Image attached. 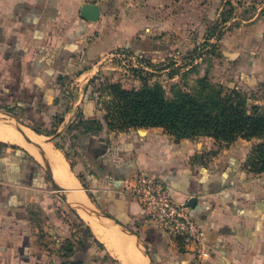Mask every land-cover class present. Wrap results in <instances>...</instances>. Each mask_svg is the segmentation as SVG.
Returning <instances> with one entry per match:
<instances>
[{"label": "crops", "instance_id": "crops-1", "mask_svg": "<svg viewBox=\"0 0 264 264\" xmlns=\"http://www.w3.org/2000/svg\"><path fill=\"white\" fill-rule=\"evenodd\" d=\"M89 3L100 7L95 20L82 15ZM219 16L222 77L264 108V0H0V108L63 154L83 201L136 230L153 264H264V172L247 165L259 139L219 144L210 136L176 140L162 127L115 130L104 118L103 89L87 88L116 53L155 56L173 44L177 56ZM49 157L54 180L74 193ZM40 161L0 139V264H134V242L96 221L127 241L118 243L122 254L110 246ZM140 172L160 177L186 205L204 231L206 260L142 214L131 191Z\"/></svg>", "mask_w": 264, "mask_h": 264}, {"label": "trees", "instance_id": "trees-1", "mask_svg": "<svg viewBox=\"0 0 264 264\" xmlns=\"http://www.w3.org/2000/svg\"><path fill=\"white\" fill-rule=\"evenodd\" d=\"M109 87L111 98L105 105L104 118L113 129L162 127L176 140L210 136L219 144H230L238 138H263L252 148L247 165L255 172H264L262 105L253 106L255 111L249 112L245 106L247 100L236 102L235 96L240 94H227L221 87L218 96L207 95V98L202 90L199 96L190 89H179L171 100L161 86L145 84L141 89L131 90L113 83ZM82 230L90 232L88 225H83ZM177 245L185 249L182 242Z\"/></svg>", "mask_w": 264, "mask_h": 264}, {"label": "rangeland", "instance_id": "rangeland-1", "mask_svg": "<svg viewBox=\"0 0 264 264\" xmlns=\"http://www.w3.org/2000/svg\"><path fill=\"white\" fill-rule=\"evenodd\" d=\"M231 10V7L227 8V11L225 13L231 16V14H229L231 13ZM232 13H238L237 6L233 7ZM219 20L220 22H218ZM219 20L214 25L212 24L211 28L205 30V36L203 37V40L200 39L198 43L189 45L188 47L183 46L182 50L178 53L177 56H174L176 50L172 53L173 49L171 50V46L173 44H167V46L169 47V51H167L166 54L157 53L159 55L155 56L153 54V51L152 53H131L124 51V55L116 53L113 57H111V60H108L106 64L104 63L106 67L102 71H100L93 80L91 79V81H89L90 85L87 88L88 92L92 91L90 93L99 94V92H101V89H103L104 96L102 97V105L103 108H105L106 103L111 98V96L109 97V86L113 83L118 84L125 89L131 90L141 89L145 84L150 86H161L164 88L165 96L169 100L175 97L174 92L179 89H190L193 94L195 93L199 96L203 93L204 98H207V95L218 96L217 93L219 87H221L227 94H234L235 96V93H239L240 97L235 96L234 101L239 102L242 100H247L245 105L246 108L249 112H254L255 110L253 109V106H257V104L255 102H249V100L247 99V97L249 96L248 93L242 89H239L234 80H231L230 78L224 79L222 77L221 66L224 61H222L223 57L221 56L220 44L221 16H219ZM157 48L160 47L157 46L155 49L154 47H152V49L155 51L157 50ZM200 90H202V93ZM222 94L220 95L222 96ZM259 112L263 113V111L261 110H259ZM21 119L25 123L29 124L23 118ZM1 124L8 126V124L10 123L6 124L5 122H1ZM12 128L14 127L12 126ZM200 137L203 136H198L193 139H198ZM256 138L259 139L257 143L263 141V138ZM185 139L193 140L191 138ZM2 140L8 141L6 139ZM19 145L25 149L28 148V146L24 144ZM28 149L31 150L30 148ZM41 162L42 159L40 163ZM41 164L42 166H44L43 162ZM117 237L120 238L119 240H121V242L124 239L118 235ZM133 247L134 249H137L134 244ZM139 256L142 257L141 253Z\"/></svg>", "mask_w": 264, "mask_h": 264}, {"label": "built area", "instance_id": "built-area-1", "mask_svg": "<svg viewBox=\"0 0 264 264\" xmlns=\"http://www.w3.org/2000/svg\"><path fill=\"white\" fill-rule=\"evenodd\" d=\"M132 194L141 206L142 214L176 244L192 247L197 259L203 262L210 256L205 246L204 231L195 222L186 205L178 204L169 186L157 175L140 172L131 186Z\"/></svg>", "mask_w": 264, "mask_h": 264}, {"label": "water", "instance_id": "water-1", "mask_svg": "<svg viewBox=\"0 0 264 264\" xmlns=\"http://www.w3.org/2000/svg\"><path fill=\"white\" fill-rule=\"evenodd\" d=\"M100 7L97 4H85L82 8V15L91 20H95L99 17ZM0 121L5 123H10L17 127L23 136L32 143L34 148L40 154L45 170L53 181L55 188L59 191L63 200L78 214L83 211L89 217L104 226H108L115 230H119L125 233L137 246V248L145 255L146 264H153V260L147 245L144 243L143 239L140 237L139 233L130 228L128 225L124 224L117 218L100 211L91 204L85 201L73 202L70 198L71 190L65 188L61 184L57 183L53 178V166L52 161L47 153V151L42 146L41 142H38L31 138V135L27 130L34 131V129L27 123H25L21 118L15 116L11 112L0 108Z\"/></svg>", "mask_w": 264, "mask_h": 264}, {"label": "bare ground", "instance_id": "bare-ground-1", "mask_svg": "<svg viewBox=\"0 0 264 264\" xmlns=\"http://www.w3.org/2000/svg\"><path fill=\"white\" fill-rule=\"evenodd\" d=\"M8 124V123H6ZM8 124L7 125H3L0 122V138L1 139H6L9 142H13V143H17V144H24L26 146H28V148H30L31 150H28L35 155L36 157L40 158L39 154L37 153V150L34 148V146L32 145L31 142H29L21 133V131L15 127L14 125ZM12 126L15 128H12ZM6 131V132H5ZM27 132L31 135V138L41 142L42 146L44 147V149L47 150L48 154L55 160L56 162V171H55V176L56 178L66 187H71L75 189V192L70 194V198L72 201H76L78 202L79 200L83 201L85 199V195L83 193V191L80 188L77 179L75 178V176L72 174V172L70 171V169L67 166L66 160L63 156V154L56 149L53 145H51L50 143H44V136L40 135V134H36L35 132L31 131V130H27ZM28 143H26L25 141ZM73 189V191H74ZM83 216L92 221L91 223H93L94 227L97 228V231L99 232V234L103 237V239L110 244V246L112 245V247H114L116 250L119 251V253L122 254L121 252V247L118 246V243L120 242L119 238L117 237V235L114 233H110L108 231H106L105 228H103L99 223H97L96 221H93L89 215H87L86 213H84L83 211H81ZM112 231V230H111ZM124 242V239L122 240ZM125 242H127L125 240ZM127 246V245H126ZM120 248V249H119ZM130 255L132 258V262L134 264H143V260L142 257L144 259V254L139 250V249H134L133 244H131L130 248ZM126 253V252H125ZM141 253L142 257L139 256ZM128 254V253H127ZM125 256V255H124ZM126 261L127 259L125 257H123ZM132 264V263H131Z\"/></svg>", "mask_w": 264, "mask_h": 264}]
</instances>
